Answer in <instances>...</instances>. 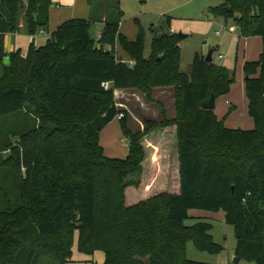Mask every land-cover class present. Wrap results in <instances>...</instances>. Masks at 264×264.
Here are the masks:
<instances>
[{
  "label": "trees",
  "instance_id": "1",
  "mask_svg": "<svg viewBox=\"0 0 264 264\" xmlns=\"http://www.w3.org/2000/svg\"><path fill=\"white\" fill-rule=\"evenodd\" d=\"M53 2L0 0V264H67L76 239L92 258L103 251L102 264H209L188 257V242L209 253L224 248L211 223L186 224L193 208L224 212L234 227L237 264L242 258L264 264V0L211 8L234 17L241 35L263 40L260 58L243 66L253 129L228 127L203 108L213 92L218 98L230 90L233 70L196 53L184 73L170 18L146 57L143 29L135 39L120 29L119 0L100 20L63 21L44 45L32 41L27 53L18 48L4 64L5 35L22 21L28 34L47 29ZM95 21L103 23L98 40L89 30ZM117 39L130 61L118 58ZM158 87L174 90L173 118L155 99ZM115 89L143 92L161 107L159 119L144 118L134 131ZM120 113L129 139L125 159L106 156L100 140ZM166 132L177 142L176 179L150 195L156 187L145 188L144 180L157 170L146 164V149L158 157V137ZM150 161L158 163L154 155Z\"/></svg>",
  "mask_w": 264,
  "mask_h": 264
},
{
  "label": "rangeland",
  "instance_id": "2",
  "mask_svg": "<svg viewBox=\"0 0 264 264\" xmlns=\"http://www.w3.org/2000/svg\"><path fill=\"white\" fill-rule=\"evenodd\" d=\"M51 5L56 7L59 2L53 0ZM118 0H79L81 8H88L91 18L102 19L105 12L113 10ZM120 7L124 13L120 29L129 39H135L138 35L140 27L144 31V55L148 57L151 54V40L155 35V31L161 33L167 27L164 26L166 19L170 18V27L177 33L182 32L187 35L186 38L180 40L181 46V70L189 74L192 68L194 55H206L209 50H214L212 57L217 64L225 65L236 73L235 82L230 86V90L222 93L216 99L215 114L217 118L224 121L225 125L231 128L250 129L254 127V120L249 115L248 95L245 88V72L243 65L247 60H258L263 48V40L259 36H243L240 27L237 25L234 17H224L216 15L211 8L219 6L226 0H119ZM83 2V3H82ZM85 3V4H84ZM79 9V11H80ZM80 13H83L80 11ZM238 15V13H235ZM153 27V28H152ZM235 27V30L233 28ZM90 36L98 40L102 33L101 24L93 22L90 27ZM17 43L26 47L29 45L30 35H27L24 28L18 31ZM48 35L38 34L36 42L38 45H44ZM116 53L120 60H129L126 52H124L120 40H116ZM222 54L223 58L219 57ZM0 72L2 68L0 67ZM172 88V87H171ZM132 91L118 92L116 98L122 111L130 115L129 124L134 131L143 128L144 118H154L161 107L156 103L146 100L145 94L137 89ZM159 97V101L166 107L168 115H175V106L173 94L170 90L159 91L155 96ZM229 101V103H227ZM161 150L157 154L151 148L146 149L147 162L151 166L152 171L157 172L154 179L149 176L150 172L144 180V187L147 183H152L156 188L150 195L157 194L162 189L169 187V184L176 179V148L177 142L174 137H170L166 132L159 135ZM101 144L104 147L106 156L125 159L129 150V139L123 135L121 124L118 116L113 118L108 125L102 130L100 135ZM159 141V140H158ZM146 145V144H145ZM5 155V153H4ZM156 156L158 163H151L152 157ZM160 162L164 166H160ZM155 164V165H154ZM157 166V168H156ZM156 169V170H154ZM151 171V172H152ZM156 179V182H155ZM155 182V183H154ZM140 188L144 191L146 188ZM138 190V191H140ZM189 219L186 220L187 225H194L198 221L211 223L210 232L215 241L221 244L224 250L221 253H209L197 248L193 241L188 242V257L192 260L213 264H234L236 256V237L232 224H229L224 216V212L207 211L193 208L189 211ZM73 262L67 264H92L87 261L88 256L78 250V239L73 246ZM96 264H102L104 261V252L99 250L94 256ZM42 264H51L45 261ZM239 264H257L242 258Z\"/></svg>",
  "mask_w": 264,
  "mask_h": 264
},
{
  "label": "crops",
  "instance_id": "3",
  "mask_svg": "<svg viewBox=\"0 0 264 264\" xmlns=\"http://www.w3.org/2000/svg\"><path fill=\"white\" fill-rule=\"evenodd\" d=\"M83 2L85 0H82ZM56 2H59L56 7L52 6L50 7V10H49V15H50V24L48 26L47 29L43 30V32H41V30H39V32L37 34H28V32L26 31L25 29V24L24 22L22 21L21 24H20V28H24L25 32L27 35H30V40L29 41V44L34 41L35 45L39 46L38 43L36 42V39L38 37V34H42V35H45L47 34L48 37L50 35V33L57 27L59 26L63 21L67 20V19H71V18H76V17H84V18H89L91 16L90 14V10L86 7L84 8H81L80 7L83 5H79V0H57ZM82 2V3H83ZM85 4V3H84ZM82 11L83 13H80V11ZM123 20V19H122ZM101 29L103 28V23H101ZM20 30V29H19ZM18 30V31H19ZM18 31L16 32H13V33H7L5 35V50L7 52V56L4 57V64H8L10 62V57H9V54L11 52H13L14 50L18 49V48H21L23 50L24 53H27L28 52V49H29V45L26 46V47H23V46H20L18 45L17 43V35H18ZM103 31V29H102ZM47 37V38H48ZM222 55V54H221ZM220 56V55H219ZM223 58V57H221ZM247 61H252V60H247ZM245 61V62H247ZM245 64V63H244ZM244 66V65H243ZM164 91V90H170V92L173 94L174 96V90L173 88L171 87H158V88H155L154 91L155 93L159 92V91ZM126 92V91H132L131 89H115V93H118V92ZM155 99L158 100L159 97H157V94L155 96ZM173 100H174V97H173ZM118 102V100H117ZM227 103H229V101H227ZM120 105H122L120 102H118V106L120 107ZM123 106V105H122ZM215 110V109H214ZM161 115V112L159 113L158 111V114L153 118V119H159ZM170 116V115H169ZM174 116H170V118H173ZM144 127V126H143ZM254 128V127H253ZM253 128H250V129H253ZM143 129V128H142ZM237 129V128H235ZM9 152H5V155H8ZM89 256V255H88ZM74 259V258H73ZM94 258L92 257H88L87 261L90 262V260ZM74 260H72L71 262H73ZM95 262V260H94Z\"/></svg>",
  "mask_w": 264,
  "mask_h": 264
},
{
  "label": "water",
  "instance_id": "4",
  "mask_svg": "<svg viewBox=\"0 0 264 264\" xmlns=\"http://www.w3.org/2000/svg\"><path fill=\"white\" fill-rule=\"evenodd\" d=\"M180 38L183 39V38H186L187 35L183 34L182 32L178 33ZM213 55V50H209L208 53L205 55V58L207 61L211 62L213 61L214 57H212ZM216 94L213 92L210 96V98L208 100H206V102H203L202 105H203V108L204 109H212L214 110L216 108ZM238 262V259L236 258L234 263L237 264Z\"/></svg>",
  "mask_w": 264,
  "mask_h": 264
},
{
  "label": "built area",
  "instance_id": "5",
  "mask_svg": "<svg viewBox=\"0 0 264 264\" xmlns=\"http://www.w3.org/2000/svg\"><path fill=\"white\" fill-rule=\"evenodd\" d=\"M233 30H235V27L233 28ZM41 32L44 33V31H42V30H41ZM170 32H171V33H172V32H176V30L172 27V29L170 30ZM24 55H25V54H24ZM219 57H223V55L220 54ZM131 64H133L132 61H131ZM102 85L105 87V89H109L110 86H111V81H110V82H104ZM122 117H123V113H120L119 116H118V118L120 119V118H122Z\"/></svg>",
  "mask_w": 264,
  "mask_h": 264
}]
</instances>
